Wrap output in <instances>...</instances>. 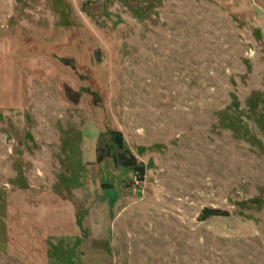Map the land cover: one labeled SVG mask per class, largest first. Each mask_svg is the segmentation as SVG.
<instances>
[{"label":"rangeland","instance_id":"obj_1","mask_svg":"<svg viewBox=\"0 0 264 264\" xmlns=\"http://www.w3.org/2000/svg\"><path fill=\"white\" fill-rule=\"evenodd\" d=\"M0 264H264V0H0Z\"/></svg>","mask_w":264,"mask_h":264},{"label":"trees","instance_id":"obj_2","mask_svg":"<svg viewBox=\"0 0 264 264\" xmlns=\"http://www.w3.org/2000/svg\"><path fill=\"white\" fill-rule=\"evenodd\" d=\"M116 142L118 144V147H119V150H118V153L113 155V159L116 161V162H122L123 165L125 167H131V168H134V169H138L140 172V175L143 174L144 172V166L143 164H140L138 165V161H137V158L134 156V155H131L130 158H127L125 156L124 153L126 152H129V150L124 146L123 144V138L121 136V134L119 133L117 138H116ZM104 155H99L98 156V160H102L104 159ZM209 215H221V213L219 212V210H215V209H210L209 210Z\"/></svg>","mask_w":264,"mask_h":264}]
</instances>
